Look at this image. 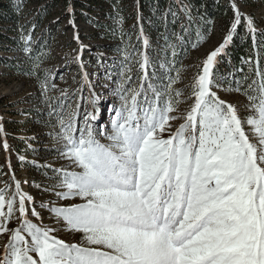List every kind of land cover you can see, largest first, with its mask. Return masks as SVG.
<instances>
[{
  "label": "snow or ice",
  "instance_id": "1",
  "mask_svg": "<svg viewBox=\"0 0 264 264\" xmlns=\"http://www.w3.org/2000/svg\"><path fill=\"white\" fill-rule=\"evenodd\" d=\"M232 9L228 34L203 60L190 96L182 98V90L173 88L179 73L161 86L150 84L154 98L145 95L143 101L142 86L140 92L118 86L114 95L121 104L108 106L115 113L110 132L106 125L99 132L94 127L99 97L90 101L93 110L85 112L83 125L82 103L67 118L63 108L53 109L50 115L59 125L56 150L79 170L53 169L58 184L45 190L58 200L78 197L83 203L49 201L41 207L68 230L83 233L86 246L67 244L51 235L55 229L33 223L28 205L35 201L16 181L10 197L0 189V235L8 236L0 264H264V71L257 67L259 83L253 80L243 92L246 107L254 110L246 121L217 94L241 92L239 82L225 88L215 72L238 26L244 21L253 38L257 32L251 16L234 2ZM24 39V51L31 54V36ZM148 62L144 54L141 67ZM38 67L34 64L32 75L43 95L48 81L46 75L40 80ZM192 98L190 108L181 110L179 105ZM177 120L183 122L161 138L159 133ZM245 122L259 146L246 134ZM98 135L110 143H101ZM16 212L20 224L10 228ZM30 212L41 219L34 206Z\"/></svg>",
  "mask_w": 264,
  "mask_h": 264
},
{
  "label": "rangeland",
  "instance_id": "2",
  "mask_svg": "<svg viewBox=\"0 0 264 264\" xmlns=\"http://www.w3.org/2000/svg\"><path fill=\"white\" fill-rule=\"evenodd\" d=\"M224 1L231 8L234 2L241 13L253 18L256 28L264 29L263 0ZM121 6L125 8L123 14H120L119 20V30L126 33L124 38L126 41L123 43L113 42L111 38L92 36L94 28L91 24L80 18L69 16L61 6L44 16L39 27H33L35 26L34 20L27 23L26 37L31 36V41L28 43L29 48L31 49L33 43L40 38H42V44L48 46L41 52L47 53L46 59H42L39 63L43 75L40 80L45 79L46 75L48 81V91L43 95L40 82L13 75L12 72L8 73L4 66L0 65V128H2L0 131V189H4V194L10 197L16 190V181H19L21 192L31 196L35 201L34 205H28V218L35 224L42 223L43 226L55 229L51 235L70 245L86 246L82 240L83 233L68 230L62 220L58 221L47 208L41 207L42 204L49 201L55 202L56 206L83 203L78 197L58 200L52 191L45 190L58 184V180L54 178L57 173L53 169L79 170L75 166H71L69 161L56 150L59 143L55 139V135L59 130V125L57 117L50 113L53 109L60 113L63 108L62 115L67 118L69 115L75 114L77 104L82 103L78 120L79 124L83 125L85 112L93 110L90 101L99 97L96 108L100 112L94 127L99 132L101 126L106 125L110 132L111 117L115 113L109 111L108 106L118 107L121 104L119 98L114 95L118 86L123 85L138 92L141 91L142 86L143 91L139 99L143 101L145 95L150 99L154 98L152 91L149 90L150 84L161 86L168 82V79H164L166 75L164 71L157 67L160 50H163L158 43V35L164 33V29L162 28L159 33L155 32L156 35L151 34L149 28L142 29L141 34L140 31H137L138 27L134 26L135 19L132 18L133 11L137 7V0H122ZM161 13L162 9L156 7L152 8L149 16L156 18ZM178 13L174 14L178 16ZM33 17H35L34 11L24 15L26 20ZM217 25L211 24L200 44L180 61V68L173 69L171 77L175 78L177 73L180 77L173 88L182 90V98L190 96L191 85L202 68V62L207 54L224 40L225 35L221 34ZM244 30H247L245 22ZM116 34L118 35V33ZM142 35L149 37V39L146 38L147 46L145 40L141 41L140 39ZM3 44L4 42L0 39V56L6 54L1 47ZM144 50L149 62L147 64L148 73L143 78L138 66L143 53H145ZM13 54L15 53L8 55ZM53 84L55 87H52ZM223 86L228 87L226 84ZM213 90L216 91V89ZM217 94L221 99L236 106L242 121H246L247 117L254 115V110L246 107L249 102L239 93L217 91ZM81 98L83 99L81 100ZM193 102L194 98L189 99L179 107L181 110H188ZM23 106H34L39 111L38 121L30 123L24 121L25 116L18 113ZM144 106L147 107V105ZM29 116V118H36L34 115ZM182 122V120L170 122L171 128L159 135L161 138L167 139ZM243 127L251 142L258 145V137L251 131L252 126L245 122ZM97 138L103 144L110 143L104 136L98 135ZM5 142L8 145L7 150L4 147ZM36 185L40 187H36ZM62 190L59 187L56 188V191ZM16 199L18 207L19 197ZM33 206L40 213L41 219L31 215L30 209ZM19 224V214L16 212L14 218L9 222V227L16 228ZM7 241V235H0V259L4 257V245ZM32 255L38 259L35 253Z\"/></svg>",
  "mask_w": 264,
  "mask_h": 264
},
{
  "label": "trees",
  "instance_id": "3",
  "mask_svg": "<svg viewBox=\"0 0 264 264\" xmlns=\"http://www.w3.org/2000/svg\"><path fill=\"white\" fill-rule=\"evenodd\" d=\"M121 1L0 0V39L4 42L1 47L6 53L0 56V65H3L8 73L12 72L13 75L39 82L37 76L32 75L33 66L39 64L42 59H46L41 52L48 46L42 44V38H40L33 43L31 54L24 51L27 23L34 20L35 27H39L43 17L49 15L50 11L58 6H61L69 16L80 18L91 24L94 28L92 36L111 38L113 42L123 43L126 41L124 40L126 33L119 30V20L125 8L121 6ZM156 7L162 9V13L156 18L154 16L150 18L152 8ZM30 11H34L35 17L29 20L24 19V15ZM177 12H179L178 16L174 14ZM132 18L135 19L134 26L138 27L137 31L141 34L142 29L149 28L150 33L155 35V32L159 33L162 28L164 29V33L157 34L158 43L163 49L160 50L157 67L164 71L166 74L164 79H167L172 75L173 69L180 68V61L185 59L205 38V33L211 24H218V30L226 36L233 22L234 12L224 0H137V7L133 11ZM256 29L257 32L253 38L252 33L244 30L242 21L238 31L233 34V40L227 46L226 53L215 66L216 75L224 85L228 86L232 83L235 87V82H239L241 92L237 93L245 100L247 97L243 92L248 85L253 80L259 83V77L256 75L257 67L264 71V29ZM146 38L149 39L148 35H142L140 39L142 41ZM27 47H29L28 44ZM144 49L146 50V46ZM173 50L176 52L175 57H173ZM9 53L15 54L8 55ZM144 54L146 52L143 53L138 66L143 78L148 73V65L141 67ZM35 71L41 79L43 77L41 68L38 67ZM18 113L25 116L24 121L27 123L38 121L39 111L34 106H23ZM29 115H34L36 118H29Z\"/></svg>",
  "mask_w": 264,
  "mask_h": 264
}]
</instances>
